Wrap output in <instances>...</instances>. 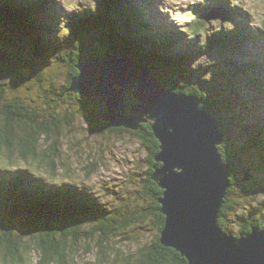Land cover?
<instances>
[{
  "label": "trees",
  "instance_id": "trees-1",
  "mask_svg": "<svg viewBox=\"0 0 264 264\" xmlns=\"http://www.w3.org/2000/svg\"><path fill=\"white\" fill-rule=\"evenodd\" d=\"M89 1L88 8L59 13L55 0H0V154L9 160L15 156L23 162H39L55 177L64 168L58 164L63 125L72 128L76 120L84 119L97 134L137 136L149 153L146 171L127 179V184L137 188L127 194L132 201L127 205L115 201L113 205L107 197L85 193L76 184L45 182L27 171L0 165V264H20L26 254L31 262V252L39 254L36 264H76L75 252L82 244L85 252H92L96 245L101 258L98 263L119 264L114 253L108 261L105 242L118 236L130 240L121 234L127 230L152 231L154 237L122 264L134 260L136 264H188L160 240L165 224L159 202L163 190L152 176L162 164L156 161L160 144L151 122L141 123L137 131L112 127L96 118L97 102L91 104L70 90L79 74L78 65L87 57L104 54L149 67L166 88L197 97L201 106L218 118L224 133L219 151L224 161L235 165L217 224L232 237L246 235L253 227L263 230L264 213H239L236 229L230 227L227 216L258 196L263 197L264 208V172L246 167L250 151L264 163V126L260 122L264 115L253 117L239 91L264 92V62L260 60L264 58V17L259 28L253 29L247 24V13L216 0L231 12L232 20L240 15L241 21L237 27L230 22L228 30L208 31L211 4L198 3L193 4L192 21L183 33L165 22L153 21L148 10L133 0ZM248 41L258 52L254 57L246 55L248 60L224 56L222 62L214 59L205 67L193 68L195 60L209 52L239 51ZM50 62L56 66L51 67ZM127 102L133 103L130 96ZM241 105L255 123L237 125L241 128L237 133L226 115ZM258 126L260 133L248 138ZM42 137L52 142L48 151L39 146ZM246 172L255 178L245 182Z\"/></svg>",
  "mask_w": 264,
  "mask_h": 264
},
{
  "label": "water",
  "instance_id": "water-1",
  "mask_svg": "<svg viewBox=\"0 0 264 264\" xmlns=\"http://www.w3.org/2000/svg\"><path fill=\"white\" fill-rule=\"evenodd\" d=\"M77 68L70 90L97 102L98 120L131 131L152 124L162 164L152 176L163 190L161 243L188 264H264V229L232 237L217 224L235 165L219 151L224 134L218 118L197 97L166 88L135 60L104 54L85 58ZM245 178L254 179L249 172Z\"/></svg>",
  "mask_w": 264,
  "mask_h": 264
},
{
  "label": "rangeland",
  "instance_id": "rangeland-1",
  "mask_svg": "<svg viewBox=\"0 0 264 264\" xmlns=\"http://www.w3.org/2000/svg\"><path fill=\"white\" fill-rule=\"evenodd\" d=\"M223 1L228 4L229 8L232 9L236 7L239 9V12L242 10V12L247 13V24L254 29L258 28L260 20L264 17V0ZM137 2L147 8L152 15L158 16L161 14L168 23L173 24L176 29L181 31L189 26L193 18L191 8L193 7V4L197 5L198 3L211 4L213 9L218 8L214 9L210 14V17L206 20V29L208 31L217 29L228 30L230 22L233 21L234 25L232 27H237V23L241 21L240 15L236 16L234 20H229L227 10L224 8L225 6L218 5L216 0H137ZM90 4L91 2L89 0H56V9L59 13H62L69 10L73 11L78 7L80 10L81 8H88ZM243 51L245 52L243 53L245 55L242 54ZM256 51L257 48L255 44L248 41L247 44L240 47L239 51L233 52L226 50L223 54L220 52H216L217 54L215 52H209L204 56L197 58L198 60H195L193 68H198L200 66L205 67V65L214 59H216L215 61L217 62H222L224 56L232 57V59L238 61L242 59L248 60L250 58L247 56L254 57V55L258 53ZM260 60L264 62V58ZM50 66L54 67L56 65L50 62ZM222 69L223 68L220 70ZM44 71L48 70L45 69ZM217 78L220 79L222 76ZM239 91L242 98L241 102H243L245 107L249 108L250 112L254 115L253 117L260 115L261 113L264 115L263 92L259 93L252 90H243V88ZM244 106L241 105L239 108L237 106L238 109L234 107L232 111L226 115V118L230 119L231 124L234 125V127H231H236L235 132L237 133L241 130L237 125L245 127L251 122H254L251 119L252 117L250 116L249 111H244ZM237 116L238 118H236ZM239 118L242 120H239ZM260 122L264 124V119ZM63 126L64 132L61 134V138L60 135H58L60 138V142H58L60 147L58 164H60L61 167L63 165L64 168L63 170H58L55 177L50 174V171L46 166L40 165L39 162H23L15 156H11L12 158L9 160L5 157L6 155L0 154L1 167L4 169L11 168L12 170L21 169L29 171L35 179H42L45 182H53L55 180L57 182H69L71 185L76 184L80 187L81 191H88L93 196L95 195L96 197L103 199L107 197V201L113 205L117 204L115 201L126 205L131 202L132 198H127V194L135 192L137 188L136 186L134 188L133 184L131 186L130 184H127V179L138 173H144L147 168L145 161L149 153L143 146L141 140L138 139L137 136L126 132L120 134L109 132L97 134L94 132L92 126L84 119L76 120V123H74L72 128L67 127L66 125ZM70 129L74 130V132L69 131ZM259 133L260 130L258 126L252 130L250 133L251 135L249 134L248 138H251V136H257ZM39 140V146L41 149L45 148V150L48 151L52 142L45 141L43 137ZM239 145H241V141L239 142ZM239 150V148L236 149V151L240 153ZM0 151L2 152L3 149H0ZM246 159L248 160L246 167H248L250 171L254 172L256 171L255 169H257L264 172V163L254 152L250 151ZM92 165L96 166L95 169L90 168ZM243 178H247H245V174H243ZM249 186L252 187V185ZM255 190H257V188H255ZM89 193L87 194L88 196ZM255 198L256 199H247V201L244 202L243 207L242 205L238 207V212H236L235 209L227 216L229 225L232 229H236L239 226V221H237V215L239 213L242 212V214L245 213L250 215L260 212L264 213L263 204L260 202L263 197L258 196ZM249 204L250 206H248ZM121 234L130 236V240H121L120 236H118L117 238L106 240L105 242L108 243V246L106 247L108 254H110L108 261H112L114 258L112 254L114 253L119 258V264H122V262L125 263V258L131 255V253H136L142 247L149 245L151 239L154 237L152 231L132 232L127 230ZM78 249L79 252L76 250L75 254L77 255L74 257L76 264H108V262L98 263L101 258L98 257L99 253L96 249V245L92 252H85L84 244L80 245ZM25 256H27V254L24 255V260L23 262H20V264H36L39 254L37 252H31L30 256L28 253L31 262H29V259ZM131 262L132 264H136L135 260Z\"/></svg>",
  "mask_w": 264,
  "mask_h": 264
},
{
  "label": "bare ground",
  "instance_id": "bare-ground-1",
  "mask_svg": "<svg viewBox=\"0 0 264 264\" xmlns=\"http://www.w3.org/2000/svg\"><path fill=\"white\" fill-rule=\"evenodd\" d=\"M161 16H162V15L160 14V15H158L157 17L160 18ZM151 17H152V16H151ZM252 152H254V151H252ZM254 153H255V152H254ZM226 210H227V209H226Z\"/></svg>",
  "mask_w": 264,
  "mask_h": 264
}]
</instances>
